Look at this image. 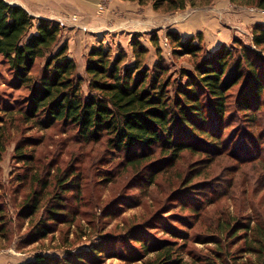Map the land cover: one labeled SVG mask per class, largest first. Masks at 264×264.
Instances as JSON below:
<instances>
[{
    "label": "rangeland",
    "instance_id": "rangeland-1",
    "mask_svg": "<svg viewBox=\"0 0 264 264\" xmlns=\"http://www.w3.org/2000/svg\"><path fill=\"white\" fill-rule=\"evenodd\" d=\"M9 1L22 4L37 19L61 23L58 46L68 44L77 72L85 78L90 49L101 43L114 52L126 48L133 61L134 33H141L149 48L142 57L146 66L152 70L161 60L168 69L165 77L173 82L183 70L193 69L203 53L222 45L233 49L234 58L241 54V44L264 54V45L256 48L253 43L254 25L264 23V9L256 5L214 0L202 7L165 11L156 10L153 0ZM168 31L183 38L201 32L202 51L197 57L178 53L174 41L168 43ZM44 61L37 60L32 68L34 78L42 74ZM243 84L244 78L228 92L225 146L219 155L214 150H186L172 161L158 149L134 165L132 156L113 150L106 137L86 140L72 125L57 122L43 128L28 120L24 110L29 88L13 79L1 57L0 202L7 206L11 233L8 239L0 238V264H29L39 253L54 263L68 256L73 264H156L155 248L163 242H170L175 256L187 264L220 263V256L232 264H264L258 241L264 238V97L257 111L245 115L248 112L235 105ZM82 88L88 91L86 80ZM25 154H32L34 161H25ZM64 181L75 185L63 192ZM35 190L45 198L32 220L29 209H22ZM53 206L68 210L70 217L39 238L38 223L52 222L47 209ZM228 220L232 229L222 233L219 224ZM142 244L150 252L144 253ZM94 245L103 251L99 257ZM80 255L87 257L83 263L76 261Z\"/></svg>",
    "mask_w": 264,
    "mask_h": 264
},
{
    "label": "trees",
    "instance_id": "trees-1",
    "mask_svg": "<svg viewBox=\"0 0 264 264\" xmlns=\"http://www.w3.org/2000/svg\"><path fill=\"white\" fill-rule=\"evenodd\" d=\"M213 1L153 0V5L156 10L174 11L189 5L206 6ZM231 1L264 9V0ZM62 28L57 20L37 19L23 5L0 0V58L9 64L13 79L29 88L25 117L35 119L43 128L52 127L57 122L72 125L86 140L99 141L106 137L113 150L132 156L131 164L141 165L158 149L172 161L186 150H214L219 155L225 146L222 133L226 130L222 126L230 103L228 92L243 78L242 95L235 101L238 110L248 112L247 115L261 106L264 54L249 46L241 44L242 52L236 58L233 49L227 45L203 53L193 69L183 70L180 78L173 82L172 77H165L168 69L161 60L152 70L146 66L142 57L149 48L140 39L141 33H134L131 38L135 53L133 61L129 60L126 48L114 52L110 46L101 43L90 49L85 78L78 74L77 62L69 55L68 44L58 46ZM167 37L170 45L174 41L180 48L178 53H191L197 57L202 51L201 32L196 37L183 38L177 31H168ZM152 40L158 42L156 32L152 34ZM253 43L256 48L264 45V23L254 25ZM159 51L163 52L162 44ZM39 59L45 60L42 74L34 78L32 68ZM85 80L86 93L82 88ZM25 155V161H34L32 154ZM36 180L40 182L39 178ZM67 185L75 183H61L63 192L70 190ZM33 194L32 201L22 209L23 212L29 209L28 216L32 220L43 208L45 198L41 190H35ZM58 205L64 204L58 202ZM47 211L52 222L39 221L38 224L42 225L37 231L39 238L46 237L60 219L70 217L68 210L57 206L49 207ZM17 215L24 217L23 213ZM231 222L219 224L222 233L232 229ZM9 223L7 206L0 202V238H9ZM258 241L264 254V238L259 237ZM142 251L150 252L149 246L142 244ZM155 251L156 264H187L182 257L175 256L177 250L170 242L158 244ZM93 252L97 257L103 253L97 245H94ZM77 258L76 261L83 263L87 257L80 255ZM220 258V263L217 260V263L209 264H232L222 256ZM52 260L39 253L29 264L74 263L68 256L57 263Z\"/></svg>",
    "mask_w": 264,
    "mask_h": 264
},
{
    "label": "crops",
    "instance_id": "crops-1",
    "mask_svg": "<svg viewBox=\"0 0 264 264\" xmlns=\"http://www.w3.org/2000/svg\"><path fill=\"white\" fill-rule=\"evenodd\" d=\"M7 1H9V0H7ZM9 2H12V1H9ZM13 3V2H12ZM22 5V4H21Z\"/></svg>",
    "mask_w": 264,
    "mask_h": 264
}]
</instances>
